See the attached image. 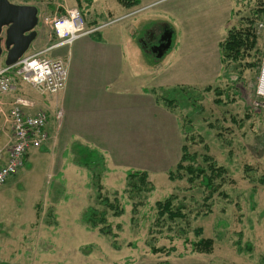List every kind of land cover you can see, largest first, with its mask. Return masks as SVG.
<instances>
[{
	"label": "rangeland",
	"instance_id": "obj_1",
	"mask_svg": "<svg viewBox=\"0 0 264 264\" xmlns=\"http://www.w3.org/2000/svg\"><path fill=\"white\" fill-rule=\"evenodd\" d=\"M17 1L36 2L42 21L44 15L54 16L59 5L80 8L87 23L119 17V13L114 17L106 14L112 5L122 9L117 0H81L82 6L75 0ZM263 5L264 0H153L122 9L133 15L106 27L100 40H105L108 30L111 36L106 40H113L112 29L136 20L140 23L139 41L157 44L169 31L173 42L164 55L149 60L152 70L148 73L153 80L158 78L150 87L157 90L159 102L148 103L149 119L142 111L144 118L140 119L145 125L136 129L102 130L95 122L102 118L91 125L77 120L80 112L90 110L95 98L103 95L89 83L95 51H79L82 43L97 41L95 35L80 37L60 49L69 73L80 76L81 89L73 99L78 103L71 104L70 97L64 100L63 93L58 98V93L41 94L17 79L16 92L37 101V107L41 105L48 113V130L56 134L59 127L60 139L74 140L76 145L73 153L65 143L55 151L37 148L23 172L0 185V264H264V208L259 198V189L264 187L259 181L264 175V112L255 105L260 69L239 74L238 64H231L219 80L204 77L190 81L200 76L201 59L203 75L213 68L209 53L228 30L243 26L251 12ZM261 22L257 29L262 33ZM42 25L52 45L55 36L48 25ZM179 59L186 62L189 79L181 88L177 84L182 83H166L161 72ZM208 87L224 92L219 103L214 90H204ZM167 98L176 101L172 111L163 106ZM71 110L75 112L72 116ZM184 144L194 153L211 155L227 168L220 189L223 194L217 192L205 201L199 181L192 185L186 178H170ZM89 152L102 155L104 164L97 161L88 166L85 159ZM71 158L79 162L80 173L54 170V164H67ZM128 171H146L152 190L139 191L138 181L129 179ZM100 193L117 200L124 209L120 216L109 213L114 236L89 229L82 220L90 206L103 208ZM167 197L183 207L187 219L170 222L158 217L156 203ZM199 227L203 233L198 237L214 240L211 254L192 253L190 243L185 242V238L198 239L194 231ZM153 246L170 249V254L153 252Z\"/></svg>",
	"mask_w": 264,
	"mask_h": 264
},
{
	"label": "crops",
	"instance_id": "obj_2",
	"mask_svg": "<svg viewBox=\"0 0 264 264\" xmlns=\"http://www.w3.org/2000/svg\"><path fill=\"white\" fill-rule=\"evenodd\" d=\"M75 1L78 6H82L81 0ZM151 1L153 0H140V3H147ZM12 2L19 4H33L39 8L40 21L39 25L37 26L38 36L32 43V49L29 53H35L37 51H42L50 47L49 43L52 42V40L50 39L51 37L47 35L45 36L42 29L43 27H41L44 25H42L43 21L42 16L40 15V6L36 2H24L17 0H12ZM117 2L122 9H131L124 6L122 3L119 2V0H117ZM62 6L59 5L58 7H56L55 15H61L65 13L67 9L71 8H66ZM112 7L110 9H106V14H109V16L111 15V17H114L115 13H119L118 15L120 16L126 13L122 9H114L113 5ZM92 21H95V19ZM96 23H99V21H96ZM139 24L140 23L136 20H134L133 23H128L127 25L120 24L115 29H112L114 31V36H112L114 37V39L110 41L106 39L111 36V30L105 32V40H100L102 39V33H104L105 31L104 28L102 31H99L98 33L94 34L95 37L98 39L97 41L90 40L87 43H82L81 48L79 50L80 53H84L86 48L90 49L91 51L93 50L96 53L95 58H93L94 70L90 75L89 83L91 84L92 90L94 89L103 91V95L100 99L95 98L96 101L94 103L92 102L93 106L91 105L92 103L89 106L90 110L86 109V111L80 112V114L77 115V120L80 121V123L84 125H91V123L94 122V119L102 118L101 120H99V122L95 120V122L99 123L102 130H130L136 129L139 125H145V123H143L144 120L140 119L142 117V111H146V119H149L148 103L152 104L154 102H158L156 98L157 95L155 94V87H150V83L152 82L153 78H151L150 74L148 73L149 70H152V65L151 63H149V60H151V58H154L155 55L159 56V53L157 48H155L157 45L154 44V42L152 43V45L151 42H143L144 40H138L140 28L137 26ZM172 45L173 42L171 41L169 47L166 50L169 51ZM61 48L62 47L54 48L48 51L46 55L48 56V54H50L52 58L62 59L68 67L67 59L65 58L64 53L60 51ZM166 50L162 52L161 56L164 55ZM176 50L179 49L176 48ZM209 57L213 58L214 60L213 68H211V70L206 73V75H203V71L200 67L203 61V59H201L200 66H198L200 76L190 81H199L204 77H211L212 79L219 80L220 74L222 73L219 44L214 51L209 53ZM193 63L194 65H196V58L194 59ZM3 64L4 62L1 65ZM207 64L209 63L207 62ZM186 68L187 65L185 61H182L180 59L177 60L175 62V65L169 66L168 70L161 71L163 72L162 76L164 77L163 79H165L164 81H167L166 83H170V81L175 83H182L181 85L177 84V86H180L181 88V86L189 80L187 79ZM79 77V75L75 76L70 74L68 69L67 85L64 90H62L56 95V97L63 96L64 94V100H66L67 98L69 99L70 97L71 104L74 105L75 103H78L75 102L73 99L76 96L78 97L77 93L81 89V81L79 80ZM156 79L158 78H155L153 80V83L157 81ZM18 95L20 94H18L16 91L11 92L7 95L0 94V113H2V116H0V145H5L12 138L13 132L11 124L8 120V112L13 99ZM32 101L35 103L34 108L30 109L32 113L43 111L40 108L41 105L37 107V104H39L37 101ZM163 106L168 111H172V108L170 106ZM70 112V116L75 113L74 110H71ZM84 113H87L86 115H88V113L94 114L95 117L93 119L89 116L85 117L83 115ZM142 118H144V116ZM58 131L59 127H56V134H54L53 131H49L50 138L47 143H45L43 146L50 148L51 151H55V149L59 145L65 143L66 147L72 148L71 153H73L76 145L74 140H70L67 138L65 139L66 142H63L64 139H60ZM72 137L73 136H71V139H73ZM34 150L36 149H32L29 152L26 157L25 163ZM39 150L41 149H38V154L40 157V154L42 152H40ZM71 159L72 160L68 162L70 165L68 163V165L65 163L61 166H56L54 164V170H57L56 172L69 171L70 173H80L81 171L79 170H81L82 167L79 166V162H77L74 158ZM23 168L19 173L23 172ZM259 190V198L261 201L260 203L263 205L264 208V187H260Z\"/></svg>",
	"mask_w": 264,
	"mask_h": 264
},
{
	"label": "built area",
	"instance_id": "obj_3",
	"mask_svg": "<svg viewBox=\"0 0 264 264\" xmlns=\"http://www.w3.org/2000/svg\"><path fill=\"white\" fill-rule=\"evenodd\" d=\"M131 15L133 12H128L94 25L86 22L84 13L78 7H71L61 15L44 16L43 22L50 27L56 42L42 51L24 54L14 65H0V94L16 91L17 79L29 83L41 94H57L64 90L68 81V67L62 59L47 56V52L71 45L80 37L94 35ZM259 28L264 32L263 22ZM255 96V105L264 112V57ZM34 106L31 99L22 95L16 96L10 105L8 120L13 133L8 143L0 145V185L16 176L24 167L29 152L42 147L50 138L49 116L45 111L32 113L30 109Z\"/></svg>",
	"mask_w": 264,
	"mask_h": 264
},
{
	"label": "trees",
	"instance_id": "obj_4",
	"mask_svg": "<svg viewBox=\"0 0 264 264\" xmlns=\"http://www.w3.org/2000/svg\"><path fill=\"white\" fill-rule=\"evenodd\" d=\"M119 2L128 8H133L140 4V0H119ZM260 21H264V5L256 11H252L250 17L246 18L243 26L232 27L228 30L224 39L219 42L222 71L230 67L231 64H238V67H240L238 70L239 74L247 69H260L264 57V43L262 46L260 45V35L263 34L262 36L264 40V32L261 33L257 29V24ZM88 24L94 25L96 24V20L88 22ZM221 76L222 74L220 77ZM204 90L215 91L217 95L215 102L219 103L222 100L220 97L224 92L218 87H208ZM156 91L157 90H155V94ZM156 98L159 102L158 96ZM166 102L167 106L170 107L176 104V101L173 98H167ZM88 155L89 156L85 159L88 166L97 164V161L104 164V158L98 152L95 154L89 152ZM85 162L84 164H86ZM249 169L250 168L248 167L247 170ZM227 173V168L220 165L211 155L194 153L190 150L188 144H184L182 146L180 160L176 164V167L170 171L169 176L171 179L186 178L192 185L195 184L196 181H199V185L205 192L204 199L205 201H208L217 192L223 194V191L220 189L225 184V175ZM148 177L146 171H128V178L136 179L138 181V190L141 192H148L153 188ZM259 181L264 185V175ZM99 199L102 201L101 205L103 208L99 209L95 206H90L85 210L82 216L83 223L89 229H98L103 235L114 236L113 224L108 221L109 213L112 212L114 216H120L123 214L124 209L117 200L111 201L108 196H103L102 193L99 194ZM173 199V197H167L156 203L158 217L161 220L164 218L170 222H175L178 219H187L183 207L175 205ZM194 233L198 237L201 236L203 230L199 227L195 229ZM185 242L190 243L192 253L211 254L214 249V240L212 238L198 237L197 240L192 241L185 238ZM152 251L166 253L168 255L170 254V249L165 247L157 248L153 246ZM158 264L171 263L165 261Z\"/></svg>",
	"mask_w": 264,
	"mask_h": 264
},
{
	"label": "water",
	"instance_id": "obj_5",
	"mask_svg": "<svg viewBox=\"0 0 264 264\" xmlns=\"http://www.w3.org/2000/svg\"><path fill=\"white\" fill-rule=\"evenodd\" d=\"M38 25L39 8L36 5L0 0V61L4 58L5 65L16 64L37 38ZM170 42L171 36L166 47H158L159 56Z\"/></svg>",
	"mask_w": 264,
	"mask_h": 264
},
{
	"label": "flooded vegetation",
	"instance_id": "obj_6",
	"mask_svg": "<svg viewBox=\"0 0 264 264\" xmlns=\"http://www.w3.org/2000/svg\"><path fill=\"white\" fill-rule=\"evenodd\" d=\"M170 32H167L163 38H161V40L159 42H157V46L155 48H157V50L159 49L158 47L161 45L162 48L166 47V45L168 44V41H169V37H170ZM160 49L158 50V53H159Z\"/></svg>",
	"mask_w": 264,
	"mask_h": 264
}]
</instances>
